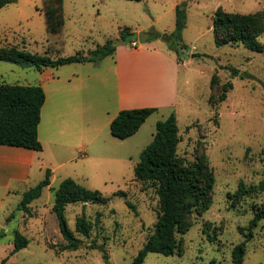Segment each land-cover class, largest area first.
I'll list each match as a JSON object with an SVG mask.
<instances>
[{"label": "rangeland", "instance_id": "obj_1", "mask_svg": "<svg viewBox=\"0 0 264 264\" xmlns=\"http://www.w3.org/2000/svg\"><path fill=\"white\" fill-rule=\"evenodd\" d=\"M51 1L16 0L0 9V47L16 46L56 59L88 55L109 41L116 49L124 46L130 51L156 45L181 64L178 103L172 109L157 108L142 132L123 146L101 147L91 151L90 158L76 153L74 161L65 163L53 148L46 147L50 170L57 168L54 188L71 178L109 198L107 204L66 205L68 226L82 241L77 250H63L67 243L52 210L53 190H46L20 210L24 191L40 182L0 188V264H133L155 233L159 212L156 189L137 181L134 169L154 138L157 122L171 115L177 119L181 136L178 157L186 165L194 164L202 153L207 157L215 179L212 202L208 210L190 218L191 229L180 237V255L149 253L143 264H233V250L246 241L249 223L264 202V192L253 190L264 182V33L257 39L262 52L241 43L218 46L213 21L219 8L241 15L263 12L264 0H184L186 27L179 40L172 36L176 30L172 0H103L106 4L102 0H63L65 25L57 34H50L47 28L45 11ZM142 32L152 35L150 42L140 43ZM166 34L170 42L162 38ZM134 41L137 48L132 46ZM115 61L113 55L99 62L46 68V73L63 78L80 76L85 90L63 99L77 103L93 100L95 120L103 128L107 113L118 108ZM214 76L217 83L212 87ZM41 80L42 72L34 67L0 61V84L37 85ZM223 91L225 100L220 99ZM59 108L65 110L61 99L58 105L50 98L42 124L43 139L47 135L46 112ZM76 120L86 125L85 117L77 114ZM73 139V147H77ZM48 170L37 171L41 181ZM241 185L248 194L242 192ZM83 216L91 228L89 238L76 232L77 220ZM17 234L27 237L29 245L13 253ZM243 264H264V219L253 229Z\"/></svg>", "mask_w": 264, "mask_h": 264}, {"label": "trees", "instance_id": "obj_2", "mask_svg": "<svg viewBox=\"0 0 264 264\" xmlns=\"http://www.w3.org/2000/svg\"><path fill=\"white\" fill-rule=\"evenodd\" d=\"M126 1L140 2L142 0ZM14 2L16 0H0V9ZM185 5L181 3L176 7V30L172 36L177 40L181 38L186 27ZM45 13L48 32L50 34L61 32L65 24L63 0H52L46 5ZM213 30L218 46L241 43L252 51L262 52L263 47L257 39L264 33V11L241 15L227 13L219 8L214 15ZM121 38H125V32L121 34ZM162 38L167 42L172 40L167 34ZM115 52L116 47L112 41L98 46L88 55L78 54L56 59L48 54L30 53L12 46L0 47V61L43 71L46 68H59L76 63L99 62L113 56ZM216 83L217 78L214 76L211 86L214 87ZM225 98L226 92L223 91L220 99L225 100ZM45 102L46 94L41 86L0 84V146L42 151L39 125ZM157 112L158 109L152 107L123 110L112 121L111 134L119 140H126L135 135L148 118ZM180 142L181 136L175 115H171L164 121H158L152 142L142 151L141 159L135 166L136 180L156 189L159 196V212L155 233L148 239L133 264H143L149 253L165 256L180 255L182 253L181 238L192 227L190 218L195 213L202 214L211 205L215 179L209 168L207 157L205 153H202L194 164L186 165L185 161L177 155ZM50 177L51 171L48 170L43 181L23 194L20 210L27 209L31 202L41 197L43 190L51 184ZM240 189L245 194L249 193L244 185H241ZM253 190L264 192V182L259 188ZM53 191L55 203L52 210L57 217L60 233L67 243L63 250H77L82 241L68 226L65 216L66 205L76 202L107 204L109 198L98 190L85 188L71 178L63 180ZM128 206L132 208L129 203ZM263 219L264 202L249 223L246 241L234 248L233 264L244 263L247 242L253 237V229ZM90 231L86 217H80L76 223V232L89 238ZM28 245V238L17 234L13 253ZM95 247L94 245L92 248Z\"/></svg>", "mask_w": 264, "mask_h": 264}, {"label": "crops", "instance_id": "obj_3", "mask_svg": "<svg viewBox=\"0 0 264 264\" xmlns=\"http://www.w3.org/2000/svg\"><path fill=\"white\" fill-rule=\"evenodd\" d=\"M124 1L126 2V0ZM153 1L166 2L171 0ZM172 1L173 4L170 8L176 12V7L184 0ZM101 2L106 4V1L102 0ZM108 4L114 6L113 3ZM114 56L116 58L118 108L112 113H107V123L103 128L95 120L96 109L93 100L89 98L86 102L77 103L69 99L65 102L63 99L65 95H73V93L85 90V81L80 76L63 78L53 72L46 73L47 69H44L40 71L42 72V80L39 84L25 85L41 86L46 94V102L42 108L41 123L39 125V140L42 143L43 150L35 151L25 148L0 146V188L10 190L14 183L27 187L34 181H36L35 185L41 182L43 178L38 177L37 171L42 172L43 168L50 170L45 157L46 147L49 149L53 148L58 153V156L66 160L65 163L74 161L76 153H81L82 157L90 158L92 157L91 151H100L101 147L108 148L109 145L116 147L123 146V142L135 138L137 134L142 132L147 121L153 116L148 118L135 135L126 140H119L111 134L110 126L119 112L123 110L146 107L158 108L160 110L165 108L172 109L177 106L179 95L178 71L181 64L174 56L168 52H164L156 45L141 47L131 51L124 46L119 47L116 49ZM50 98L57 100L58 105H60L61 99V105L65 106V110L62 111L59 108L52 110L50 113L46 112L47 135L43 139L42 124ZM97 112V116L99 117V109ZM77 114L81 118L85 117V126L76 123ZM72 116H75V119ZM57 126L60 127L59 132L56 130ZM108 129L109 131H107ZM73 138L78 143L77 147H73ZM63 164H60L58 167H62ZM56 170L57 168H51V184L43 190V193L46 190L55 189L53 184ZM30 189L28 188V190ZM28 190H25L24 193Z\"/></svg>", "mask_w": 264, "mask_h": 264}, {"label": "water", "instance_id": "obj_4", "mask_svg": "<svg viewBox=\"0 0 264 264\" xmlns=\"http://www.w3.org/2000/svg\"><path fill=\"white\" fill-rule=\"evenodd\" d=\"M151 39H152V35L150 33L142 32L139 35V41L141 44H146V43L150 42Z\"/></svg>", "mask_w": 264, "mask_h": 264}, {"label": "built area", "instance_id": "obj_5", "mask_svg": "<svg viewBox=\"0 0 264 264\" xmlns=\"http://www.w3.org/2000/svg\"><path fill=\"white\" fill-rule=\"evenodd\" d=\"M132 46L135 47V48H137V47H138V42H137V41H134V42L132 43Z\"/></svg>", "mask_w": 264, "mask_h": 264}]
</instances>
